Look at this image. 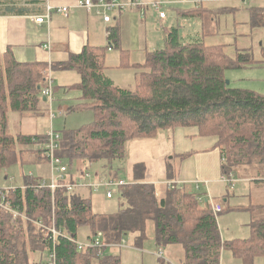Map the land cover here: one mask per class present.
<instances>
[{
  "label": "trees",
  "instance_id": "1",
  "mask_svg": "<svg viewBox=\"0 0 264 264\" xmlns=\"http://www.w3.org/2000/svg\"><path fill=\"white\" fill-rule=\"evenodd\" d=\"M218 13L197 9L191 14H198L206 22ZM250 25L264 26L262 9L251 8ZM108 38L110 47H116L117 30L111 29ZM109 45H85L56 66L75 69L80 76L76 83L81 90L80 100L68 111L91 108L94 115L87 125L58 131L56 154L71 171L82 169L85 162L111 164L123 158L125 142L130 138L151 137L160 128L194 126L198 135L215 139L227 187L233 186L235 176L257 184L264 182V94L231 87L224 76L227 69L264 64V42L260 59L253 57L251 48L236 49L234 57H229L224 44H206L203 38L184 43L177 30L171 29L165 46L148 53L140 65L144 69L137 72V83L132 88L115 84L104 73V51ZM47 68L41 62H19L9 50L0 53V180L12 164L45 161L31 139L44 140L46 132L12 134L8 130V112L23 116L40 113ZM21 144L28 147L19 148ZM132 172L134 181L122 185V207L112 214L92 212L91 190L85 194L58 189L52 195L48 187L39 186L43 177L32 173L23 175L20 186L0 187L6 192L5 202L24 216H14L0 207V264H48L43 256L51 252L55 264H121L119 255H103V247L119 243L127 230L140 231L137 241L141 242L147 221L152 222L158 247L175 243L182 246V264H219L224 249L244 264L264 257V217L253 213L257 207H246L252 213L247 237L222 240L217 219L223 212L220 201L215 203L222 209L214 213V199L207 197L209 191L202 192V199L200 193L187 190L185 183L177 181V168L171 161L165 166L168 182L160 194L153 183L143 181V162L135 163ZM115 176L116 172L111 174V178ZM201 202L206 205L201 207ZM35 221H54L62 235L52 241L46 229ZM79 224L89 227L90 242L101 232L103 243L78 249L70 238L75 240ZM33 253L39 256L32 257Z\"/></svg>",
  "mask_w": 264,
  "mask_h": 264
},
{
  "label": "rangeland",
  "instance_id": "2",
  "mask_svg": "<svg viewBox=\"0 0 264 264\" xmlns=\"http://www.w3.org/2000/svg\"><path fill=\"white\" fill-rule=\"evenodd\" d=\"M214 20L208 27L209 31L215 33L205 35L203 41L206 44H224L225 53L229 57H234L236 49L251 48L253 57L260 59V43L264 42V28H251L243 25L241 21L245 19L238 13L234 16L233 13L223 15L222 13L213 14ZM235 21L239 22L235 25ZM237 26V27H235ZM235 29V30H234ZM106 50V49H105ZM107 53V52H106ZM111 54L107 53V56ZM119 58V51L114 50ZM110 58V59H108ZM106 58L104 73L106 75L120 74L125 77V80L117 81L122 87L132 88L137 83L132 80L129 75L135 72V69L125 67L122 68L115 64L113 58ZM113 63V64H112ZM144 67L138 68L137 71L143 70ZM52 78V100L49 97L42 103V109L39 114L22 116L16 111L8 112V130L12 134L18 132H37L52 129L55 132L61 131L64 128H79L93 121L94 115L91 109H83L76 111H68L69 106H72L79 99L81 90L77 86L79 82V74L75 69L55 70L50 72ZM225 79L229 81L231 87L251 89L261 94H264V64L255 63L243 65L239 68L227 69L224 72ZM196 132L194 126H176L172 128L158 129L156 134L151 137H134L125 142V155L121 159L114 160L111 164H105L103 161L95 163H83V167L91 173V178L81 181L83 185L90 182L103 183L106 179L111 178V174L116 172L113 179H122L125 184L134 181L132 167L137 162H143L145 165V173L143 181L151 182L155 185L157 193H162L168 180L165 177V166L168 161L177 163L176 157L178 151L184 149H193L196 147L197 139L192 133ZM203 136V135H199ZM206 138L212 136L205 135ZM26 147L25 144L19 145V148ZM25 156V155H24ZM46 161V160H45ZM64 162H66L64 160ZM173 163V164H174ZM180 170L177 174V181L185 183L187 190L204 195L202 192L209 191L207 197L214 198V201L219 200L223 212L217 216L218 226L222 240L241 239L249 235V224L252 218V213L246 209L249 198L254 205L251 208H256L253 213L256 217H264V182L257 184L249 181L246 177L235 176L232 187H227L224 181L210 182L209 189H206L204 181L192 178L185 180L192 171V156L184 161H179ZM73 166V165H72ZM75 166V165H74ZM32 173L37 176L48 178L50 176V168L48 162L39 163H16L12 164L4 170L3 178L0 180V187L7 188L10 186H20L23 184V175ZM54 175L58 172L54 170ZM196 182H199L198 187ZM122 186L111 185L112 197L108 198L105 195L106 189L104 185H100L97 189L89 192L90 207L94 213L112 214L117 212L120 205V193ZM75 192L84 193L83 190L74 189ZM226 201H223V198ZM210 201V200H209ZM258 201V202H257ZM205 202H201L200 206L204 207ZM237 205H242L244 209H234ZM89 227L84 224H79L76 229L75 241L82 244H89L87 238ZM144 238L141 242L137 241L140 236V231H124L121 234L120 242L116 244H106L102 249L103 255L117 254L119 255L121 264H182V246L180 244H169L162 247H157L154 241V233L152 222H146ZM96 241L103 243V236L98 232L93 236ZM161 252L159 255L158 252ZM228 250L224 249L221 252L220 261L227 255ZM44 253L43 258H47ZM38 253H33L32 257H38ZM161 256V257H160ZM163 261H161V259ZM236 258V257H235ZM261 256L256 257L253 261L259 262ZM240 260V259H238ZM241 261V260H240ZM242 262V261H241ZM94 264H96L94 262Z\"/></svg>",
  "mask_w": 264,
  "mask_h": 264
},
{
  "label": "crops",
  "instance_id": "3",
  "mask_svg": "<svg viewBox=\"0 0 264 264\" xmlns=\"http://www.w3.org/2000/svg\"><path fill=\"white\" fill-rule=\"evenodd\" d=\"M115 1L118 3L116 7L111 10H104L97 7L90 9L79 7L76 5L77 0H0V53L9 50L12 56L19 62L45 63L50 72L65 70L56 67L57 64L69 60L72 54L79 53L85 45L106 47L109 45L110 40L108 35L111 29H116V47H110L109 45L107 49L105 48L104 62L106 63V58L111 56L113 60H118L114 61V63L118 62V65L122 68L129 67L135 69V72L129 75V77L132 80H136L137 69L144 63L148 53L165 46L167 35L171 29L175 28L177 30L180 41L184 43L195 38H203L205 33L206 35L215 33L212 30H208L210 26L209 22L214 20L213 16L204 22L198 14H191L197 11V9L219 12V14L222 13L223 15L233 13L236 16L239 13L242 16L243 14V18L245 17V19L241 23L247 27H251V8H259L264 11V0ZM153 2L159 3L160 10L165 12L163 18L159 17L158 11L151 6ZM61 6L69 8L67 15L57 10ZM222 8L230 10L222 12ZM104 15H109L110 20L104 21ZM39 16H44L46 20L36 23L35 18ZM238 23L235 21V25ZM261 27L264 28V26ZM114 50L119 51V58L114 54ZM106 52H110L111 54L107 56ZM76 72L78 73L77 70ZM107 76L117 85L122 80H125L126 77L120 74ZM192 135L198 140L196 147L178 151L176 157L179 160L177 163L173 162V165L177 168L178 173L179 171L182 172L179 161H184L192 156V171L186 177H182L185 180L192 178L202 180L204 181V185H206V189H209L210 182L222 180L220 149L215 146V139L213 137L206 138V136H199L197 128L196 132L192 133ZM197 184L199 182H196ZM78 190H83L85 194H88L86 191L90 189L80 187ZM222 200L226 201V198L224 197ZM251 205L253 204L249 198L247 207ZM263 205V203H257V206ZM236 211H239V209ZM248 211L250 210L248 209ZM160 259L163 261L162 258ZM258 260L259 262H255V264H264V257ZM219 264L244 263L235 258L231 251L228 250L227 255Z\"/></svg>",
  "mask_w": 264,
  "mask_h": 264
},
{
  "label": "built area",
  "instance_id": "4",
  "mask_svg": "<svg viewBox=\"0 0 264 264\" xmlns=\"http://www.w3.org/2000/svg\"><path fill=\"white\" fill-rule=\"evenodd\" d=\"M76 5L79 7H84L86 9L97 7V8H102L104 10H111L114 7H116L118 3L115 0H77ZM151 6L156 11H158L159 17L163 18L165 16V12L160 10L159 3L153 2ZM57 10L63 13L64 15H67L69 12V8L67 6L58 7ZM103 19L104 21H109L110 16L104 15ZM45 20L46 18L44 16H39L35 18L36 23H41L44 22ZM52 92H53L52 78L50 76V70H48L46 82L44 86L41 88V94L42 96H45L46 99L49 97V100L51 101ZM45 136L46 137L44 138V140H39L36 137H32L31 142L33 143L35 149L41 150V155L48 162V166L50 168V176L48 178L45 177L41 178L39 181V186L48 187L52 195H54V192L58 189L60 190L64 189L69 193H72L75 188L78 189L80 187H86L90 190H93V189H97V187H99L100 185H104L106 189L105 195L106 197L110 198L112 197V191L110 190L111 185H117V186L125 185L124 180L122 179L116 180L113 178L106 179L102 184L90 182L87 185H83L81 181L84 179L91 178V173L88 170H86V168L84 167L78 171H71L67 163L64 162V160L56 154V150L58 149L59 146L58 132H55L54 130L50 129L45 133ZM26 147L28 146L26 145ZM54 170L58 172V175L53 174ZM226 180H227L226 178L222 177V181H226ZM5 193L6 192L0 191V194L2 196V200H0V207L12 211L14 216H22L19 212L11 208L8 202H5V198H4ZM221 209L222 208L219 203L212 202V210L214 213H219ZM35 222L46 229L48 235L51 236L52 241L56 239V236L62 235V232L58 228H56L54 221H51V223L49 224H43L41 221H35ZM70 240L75 242L76 247L78 249H82L87 246L101 245V242L96 241L95 239L92 240L89 244L78 243L71 238ZM158 254L160 255L161 252L159 251ZM47 260H48V264H55L54 252H51L49 254Z\"/></svg>",
  "mask_w": 264,
  "mask_h": 264
},
{
  "label": "water",
  "instance_id": "5",
  "mask_svg": "<svg viewBox=\"0 0 264 264\" xmlns=\"http://www.w3.org/2000/svg\"><path fill=\"white\" fill-rule=\"evenodd\" d=\"M226 83L228 84V83H229V81H228V80H226ZM43 100H44V101L46 100L45 96H43Z\"/></svg>",
  "mask_w": 264,
  "mask_h": 264
}]
</instances>
